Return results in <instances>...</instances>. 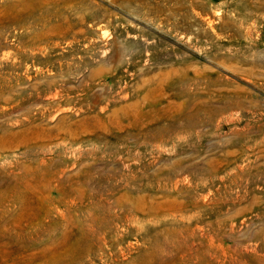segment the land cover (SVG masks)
<instances>
[{"label": "rangeland", "instance_id": "rangeland-1", "mask_svg": "<svg viewBox=\"0 0 264 264\" xmlns=\"http://www.w3.org/2000/svg\"><path fill=\"white\" fill-rule=\"evenodd\" d=\"M0 264H264V0H0Z\"/></svg>", "mask_w": 264, "mask_h": 264}]
</instances>
